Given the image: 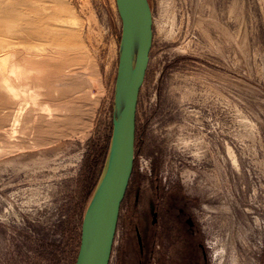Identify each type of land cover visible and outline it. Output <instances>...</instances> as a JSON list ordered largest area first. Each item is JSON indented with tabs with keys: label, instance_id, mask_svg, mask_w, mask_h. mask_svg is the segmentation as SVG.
Masks as SVG:
<instances>
[{
	"label": "rangeland",
	"instance_id": "obj_1",
	"mask_svg": "<svg viewBox=\"0 0 264 264\" xmlns=\"http://www.w3.org/2000/svg\"><path fill=\"white\" fill-rule=\"evenodd\" d=\"M149 1L110 264H161V241L179 262L178 225L157 240L151 225L182 211L196 264H264V0ZM120 38L115 0H0V264L75 263L108 155Z\"/></svg>",
	"mask_w": 264,
	"mask_h": 264
},
{
	"label": "water",
	"instance_id": "obj_2",
	"mask_svg": "<svg viewBox=\"0 0 264 264\" xmlns=\"http://www.w3.org/2000/svg\"><path fill=\"white\" fill-rule=\"evenodd\" d=\"M121 38L112 133L100 180L85 210L74 264H110L120 212L135 167L137 109L154 38L149 0H115Z\"/></svg>",
	"mask_w": 264,
	"mask_h": 264
},
{
	"label": "flooded vegetation",
	"instance_id": "obj_3",
	"mask_svg": "<svg viewBox=\"0 0 264 264\" xmlns=\"http://www.w3.org/2000/svg\"><path fill=\"white\" fill-rule=\"evenodd\" d=\"M153 218H152V227L154 228V238L157 240L158 239V230L161 228L164 223H172L175 225H178V230L182 231L184 236V256L182 259H179V262L177 261L176 264H196L195 262V251H196V231H195V223L193 222V218H186V212L182 211L180 212L181 216L178 218L177 216L173 215H166V212H154L153 213ZM168 216V218H167ZM182 217V218H181ZM183 229V230H182ZM181 233V232H180ZM180 233H178V237H180ZM159 243V242H158ZM157 241L156 243H153L152 245L154 248L157 249L160 248L159 244H161V252H162V257H161V264H175L173 262V259H170L169 255L165 251V245L164 242L161 241V243L158 244ZM200 247H203L202 244H199ZM146 248H148L146 246ZM144 252V248L142 249ZM151 253H154V250H150ZM205 258V256H204ZM159 264V263H158Z\"/></svg>",
	"mask_w": 264,
	"mask_h": 264
},
{
	"label": "bare ground",
	"instance_id": "obj_4",
	"mask_svg": "<svg viewBox=\"0 0 264 264\" xmlns=\"http://www.w3.org/2000/svg\"><path fill=\"white\" fill-rule=\"evenodd\" d=\"M13 72V71H12ZM13 75V74H12Z\"/></svg>",
	"mask_w": 264,
	"mask_h": 264
}]
</instances>
